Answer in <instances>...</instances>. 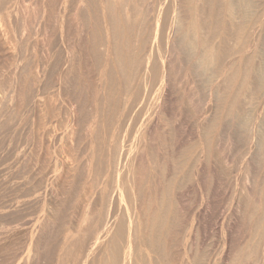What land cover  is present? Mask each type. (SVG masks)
Listing matches in <instances>:
<instances>
[{
	"label": "bare ground",
	"instance_id": "6f19581e",
	"mask_svg": "<svg viewBox=\"0 0 264 264\" xmlns=\"http://www.w3.org/2000/svg\"><path fill=\"white\" fill-rule=\"evenodd\" d=\"M47 1L49 0H46V2ZM156 1H154V3ZM41 2L42 0H40V3ZM50 2L52 5H55V8L56 5L58 8V11L57 9H54L56 10L55 12L53 11L55 13V21L58 23V43L54 42L56 39L54 40L52 38L53 33L51 34L50 40L47 37V34L51 33L47 32V27L50 26L48 25L49 20L47 24H45V18L48 19L49 13L48 16L45 15L46 11L43 7V9H40L42 12L38 10L40 13L37 15L38 27L36 28V36H38L37 39L39 38V40L38 44L36 43L38 48L35 46L37 48L35 52L39 51L37 53L40 57L36 55L34 59L32 58L33 60H30V56L29 61L28 59L22 58L24 56L21 55V62L19 61V63H17L18 65L14 64L16 67H14V73L12 72L14 76L13 78L11 77L10 82L8 81L9 97L13 99V96L17 92L16 90H18L17 95L20 97V110L23 121H21V127L23 131L22 134L24 133V135H20L23 136V142L19 156L21 158L20 165L22 166L21 173L26 174V183H22L24 184L23 189L21 186L18 190L11 189L10 191L12 192L10 195L0 198V217L10 225L7 227H17V225H14L15 222L19 225L20 221H23V217L26 218L28 215H31L30 217L34 216V214L32 215L34 211L30 212V210H26L29 208V201H32L33 205L34 202H38L41 198L44 202V206H46L44 208H46V210L47 208H51V212H55L53 206H57L55 202L60 190H63L69 182L72 183L73 179L76 178L74 176L78 174L79 179L77 184H79L80 188H78L79 186L75 181L77 178L74 180L73 184L75 183L78 190H80L79 192L84 195V204L82 203L83 208L81 207V213L79 212L80 217L76 215V217H79H77L78 235L74 236L76 232H72L75 238L72 236L71 238L65 228L67 233L62 235V241H60L54 250L49 248V242V245L45 244L46 246L48 245V248L53 252L52 256L49 255V260L48 257H46L50 251L48 250V254L45 256L48 259L46 264H210L213 262L210 259L211 257L207 256L206 259L202 260L205 254L200 252V246L197 241L195 243L191 242V238H189L190 242H183L181 233L186 227L184 228L185 225L181 223V208L184 203L182 202V197L184 196V187H186L188 183H190L189 189L193 193L199 184L198 182L202 181H199V169H202L200 168L202 167L200 164L204 163V161L199 163L201 153L198 152V149L204 143L206 149L202 154L206 153V155L201 156L208 157L206 162L209 164V159L211 157L209 151H211V144L213 142L212 137L215 135L214 132L219 123L221 124L220 121L228 120V122H232L234 120L237 130H243V132L239 134H244L246 138L247 135L245 136V132L247 130L245 129L244 131V128L248 124L247 121L249 116L251 115L250 119L252 116L259 119L261 116V111L259 110L258 112V109L255 110L257 114L255 111L253 113L254 115L256 114L255 116L251 114L252 112L249 115L248 112L251 111V109L247 112V106L242 107L241 103L244 101H241V103L237 102L243 109H239L236 104L238 114L235 116L233 114L235 113L233 112V107L235 108L234 103H236V100L240 99L241 96L243 99H247L246 102L249 106V104H252L251 100L255 98L253 96H256L253 95L254 92L255 94H257L256 92H260L264 95V59L261 57L262 60L259 61L258 66H251L252 60L259 54L258 50H260V48L258 44L259 40L255 38L256 35L253 34L254 32L250 31V25L248 26L247 23L249 22L248 17L251 16L250 14L253 12L255 15L254 10L257 6L256 0H159L157 6L154 4L156 8L152 6L154 9L150 14H148L149 9H144L145 7H143L145 2L147 3V0H50ZM47 6H49V3L46 5L45 9L49 8H47ZM40 7L42 8V6ZM50 7L52 6L50 5ZM38 11L36 14H38ZM72 11L73 13H71ZM53 19L54 18H52V20ZM36 21L37 20L34 21L35 24L37 23ZM69 21L75 23L74 28L71 29L69 27ZM52 22H54V20ZM73 23L71 25H73ZM249 24H252V21L249 22ZM46 25L48 26L46 27ZM51 25H53V23ZM253 27H255V25H253ZM260 31L264 32L261 28ZM66 36H68L71 41L68 42L70 45H67L68 43L65 42L67 41L65 39ZM53 37H55V34ZM64 43H66L68 49H66ZM249 44H251V47H249ZM59 46H62L60 51H58ZM175 46L178 49L179 56L181 57L182 55L183 61L186 60L185 62H187V64H183L187 65V73H190L191 79L188 78L191 82L193 84L197 82L198 84H196L203 86V88L204 86L207 87L206 100L205 104H203L204 107L202 112L200 115L198 114L199 121L197 123L195 122L197 127L195 129L191 128L184 143H181L182 145L180 144L181 146L175 149L176 152L172 150L173 153H170L172 157L174 154L176 159H174L176 163H174L173 169L170 170L171 172L167 173V170L166 173H160L159 171L163 169L161 165L159 167L161 170L157 169L158 167L156 165L159 158L157 159V157H155L157 160H153L154 169H156L159 174L164 173L161 175L162 177L160 179H155L154 171L149 168L147 161L149 158H147V155H144L143 152L149 148L152 135L160 128L159 126L163 115L169 112L167 111L165 102L167 97H169L168 92L170 91V85H172L171 82L173 81H171L172 61L174 59L172 50ZM174 51L175 50H173V52ZM25 52L26 49L23 53ZM260 53L264 52L261 51ZM24 55L26 56V54ZM32 67L35 75H33L31 70ZM8 69L10 70V68ZM52 73L53 75L55 73L57 74L56 78L54 77L55 80H51ZM186 87L190 88V86ZM154 88L156 90V96L154 98L149 97ZM187 91H189V89ZM202 91L200 90V92ZM141 92H144V94L148 92V95H145L150 99L152 98V103L155 108V117H149L147 121L148 124L146 123L147 125H144L145 128H142L144 129L143 132H141L142 129L141 131L139 130L141 134L136 132L139 134L137 135L139 142L137 145L136 141L134 145L138 147L134 146L136 147L134 148L128 142L129 140L127 141L126 139L129 144L124 148L122 146L127 137L123 131L125 121L122 123L120 120L122 117L124 118L123 111L125 107H128L127 102L131 100L129 98L134 97L132 99V106L136 100V104H138V100L141 98ZM89 94H92L93 100L91 101L93 109L87 111V105L91 103ZM194 97L195 96H193V98ZM201 97H203V95ZM254 102L255 101H253V103ZM145 104L144 106H146ZM256 104L258 106V103ZM244 105L246 104L244 103ZM262 105L264 104L258 107L255 105V107L262 108ZM167 106H169V103ZM168 108H170V106ZM253 108L254 107H252V109ZM149 110L148 108V111ZM198 111L199 110H197V112ZM128 114H130V112H128ZM10 116L13 115L10 114ZM140 116L142 115L138 117ZM138 117H136L137 120H139ZM133 120L135 121L136 119ZM250 121L253 120H249V122ZM142 122L144 121L142 120ZM120 123H122L121 127ZM257 124L254 125L257 126ZM224 128L226 127L224 126ZM256 128L257 127L254 129L256 130ZM228 130H231V128H228ZM237 130L235 131L237 132ZM249 130L250 129H248V131ZM263 130L264 116L260 117L257 131L254 134L252 131H249L253 136L251 135L252 137L247 139L255 138V142H253V145L246 139L249 144L244 155H249L252 152L251 149H253V146L255 150L259 148L261 150L264 149ZM84 131L87 132H85V135L83 134ZM7 140L9 141V138ZM17 140L15 142H17ZM241 140L237 143H241ZM151 141L153 142V140ZM246 145L247 144H245V146ZM162 150L166 155L165 149L162 148ZM9 153L10 152H8L7 156H9ZM164 156H162L159 162L164 159ZM5 157L4 155V158ZM165 161L167 160H164V162ZM164 162L162 163L165 166L166 163L164 164ZM208 164L206 163V166ZM11 166L12 165H10V167ZM6 172L8 171L6 170ZM106 172H111L109 181H105L103 178ZM206 172L207 171H205V173ZM8 175L9 173L7 177L10 178L11 176ZM12 177L10 179H12ZM156 177L159 178V176ZM31 183L32 185H30ZM2 184L3 182L1 186ZM8 184L10 185V183ZM18 184L22 185L20 182ZM74 189H72V191ZM75 192L76 191L71 192L73 196H76L74 194L78 193ZM34 193L37 195L41 194V197L35 198V200L34 198L29 200L31 198L28 197L32 196ZM253 197L255 198V196ZM51 198L55 199V202L51 201ZM77 201L79 200L77 199ZM255 201L256 203L258 202L256 205L254 202V211L256 212H253L257 213L255 218L258 214L263 217L264 185H262L258 198ZM64 202L65 201H63V203ZM66 203L67 202H65V204ZM65 204L64 206L66 207ZM34 205H36V203ZM40 205H38L39 208ZM69 205L71 206V203ZM72 205H74V202ZM59 206L61 207L62 205ZM30 207L33 208L32 206ZM55 208L58 209V206ZM41 210L43 211V209ZM46 210H44L42 214L46 213ZM50 210H48L47 213H49ZM73 211L70 212L73 213ZM38 212L40 213V211ZM35 214L38 213L36 212ZM49 214L47 216L45 215L43 220L41 216L43 217L44 215H40L41 221L37 218V215L36 218L32 217V219L36 220L32 221L31 219L30 222L28 221L30 223L28 225L25 223L28 226L24 229L25 234L23 233L24 231H21L24 236L18 231L12 232L9 228L11 232H7L8 230L5 229L6 227H4L6 230L5 233L3 232V228V231L0 230V253H9L7 255L9 264H43L41 263L43 257L41 253V243L49 232V228H52V225L55 223L54 220H52L54 215L50 218ZM58 214L59 213H57V215ZM67 215L69 216V214ZM192 216L199 221V213L194 212ZM29 219L28 217V220ZM195 219L193 220L195 221ZM259 219L262 220V218ZM25 220L27 221V219ZM12 223L14 224L12 225ZM61 223L62 222H60V224ZM64 223H66V221ZM63 226L65 227L66 225ZM62 228L63 227L60 229L63 230L64 228ZM71 228L70 226L69 229L71 230ZM57 229L59 232V227ZM195 229H198V226H196ZM187 231H185V233ZM255 231L256 234L264 232V220H262V222L260 221ZM251 234L252 233H250V235ZM250 235L249 237H251ZM56 237H59L58 233ZM52 239L50 237V240ZM91 239H94L92 246L90 245ZM261 239L260 237V240H257L254 235L251 239L249 238V240L243 243L242 247L237 250L238 252L236 251V254L233 252L235 255H231L232 258L229 260L231 263L229 262L228 264H264V238ZM56 243L57 242H55V244ZM230 249L228 253L224 254L228 255L230 251H233ZM222 252H224V250ZM209 253L211 254L210 251ZM2 255L3 254H1V256ZM46 258H44V260Z\"/></svg>",
	"mask_w": 264,
	"mask_h": 264
},
{
	"label": "rangeland",
	"instance_id": "374dc122",
	"mask_svg": "<svg viewBox=\"0 0 264 264\" xmlns=\"http://www.w3.org/2000/svg\"><path fill=\"white\" fill-rule=\"evenodd\" d=\"M11 1V2H10ZM10 1H8V0H0V69H2V70H0V73H2V74H0V198H2V197H5V196H7V195H10L11 194V192L12 191H10L11 189H13V190H18V189H20V186L22 187V189L24 188V184H22V183H26V180H25V178H26V174H22L21 173V171H22V166L20 165L21 163V158H20V148H21V145H22V142H23V136H20V135H24V133L22 134V127H21V123L23 122L22 121V114H21V110H20V97H19V95H17V93H18V90H16L17 92L15 93V95L13 96V99H11L9 96V82H10V79H11V77L13 78V76H14V67H15V65L14 64H16V65H18L17 63H19V61L21 62V60H22V58H24V59H28L29 60V58H30V56H31V58H30V60H33L34 59V57L37 55V57H40V55L37 53V52H39V51H37V52H35L36 50H37V48H38V46H37V44H38V40H39V38L37 39V37L38 36H36V33H37V24H38V17H37V15H39V13L40 12H42V10H40V9H43V7H44V10L46 11V13H45V15H47L48 16V13H49V16H48V19L47 18H45L46 20H45V24H47V21L49 20V22L51 23L53 20H54V22H52L53 23V25H51L49 22H48V25H50V26H48V25H46V27H47V32L49 33V32H51V33H49V34H47V37H48V39L50 40L51 39V34L53 33V36H54V34H55V37H53L52 36V38L55 40H53L54 42H56V43H58V35H59V33L57 32L58 31V23L55 21L56 19H55V11L56 10H54V9H57V11H58V8H57V5H56V8H55V5L53 4L52 5V3L50 2V0L49 1H47L46 2V0H42V4H43V2H44V4H45V6H44V4L42 5L41 3H40V0H10ZM52 1V0H51ZM154 1H156V0H147V3L145 2V4H144V6L143 7H145L144 9H149L148 10V14H150V12H152V10L154 9V8H156L155 7V5L157 6L158 5V1H156L155 3H154ZM3 2H5V3H3ZM7 2H9V3H7ZM261 2V3H260ZM48 3H49V6H47V8L48 9H45L46 8V5H48ZM157 3V4H156ZM256 8H255V10H254V12H255V15H254V13L252 12L249 16L250 17H248V19H249V22H251L252 21V24H249V22H247L248 23V26H249V29H250V31H252V32H254L253 34H255L256 36H255V38H257L259 41H258V44H259V48H260V50H258L259 51V54H257V56H255V58H254V60H252L253 62L251 63V66L253 65L254 67H256V66H258V64H259V61H261L262 60V58L264 59V55H261V54H264V53H260L261 51L262 52H264L263 51V49H264V32H262V31H260V28L262 29V30H264V1L263 0H256ZM1 4H2V6H1ZM4 4V5H3ZM28 4V5H27ZM147 4V5H146ZM149 4V5H148ZM155 4V5H154ZM6 5V6H5ZM34 5V6H33ZM50 5L52 6V7H50ZM10 6V7H9ZM40 6H42V8L40 7ZM147 6V7H146ZM152 6H154V8L152 7ZM259 6V7H258ZM16 7V8H15ZM24 7V8H23ZM40 7V8H39ZM9 8V9H8ZM15 8V9H14ZM20 8V9H19ZM36 8V9H35ZM52 8V9H51ZM6 9H8V10H6ZM40 12H39V11ZM50 10V11H49ZM52 10V11H51ZM12 11V12H11ZM26 11V12H25ZM37 11H38V14H36L37 13ZM54 11V12H53ZM7 12V13H6ZM10 12V13H9ZM258 12H259V14H258ZM262 12V13H261ZM53 13V14H52ZM71 13H73V11L71 12ZM7 14V15H6ZM15 14V15H14ZM52 16H51V15ZM258 16H257V15ZM19 15V16H18ZM11 16H12V18H11ZM51 17V18H50ZM253 17V18H252ZM259 19H258V18ZM9 18H11V19H9ZM50 18V19H49ZM52 18H54L53 20H52ZM76 18V17H75ZM72 19V18H71ZM255 19V20H254ZM258 19V20H257ZM15 20V21H14ZM20 20V21H19ZM33 20V21H32ZM35 20H37L36 22V24L34 23V21ZM52 20V21H51ZM74 20V19H73ZM257 20V21H256ZM263 20V21H262ZM7 21V22H6ZM19 21V22H18ZM254 21V22H253ZM262 21V22H261ZM33 22V23H32ZM56 22V23H55ZM70 22V28L72 29V28H74L75 27V23H73L72 21H69ZM69 22H68V25H69ZM54 23H55V27H54ZM73 23V25H71ZM254 23V24H253ZM7 24V25H6ZM12 24V25H11ZM24 24V25H23ZM33 24V25H32ZM21 25V26H20ZM22 25H23V27H22ZM252 25V26H251ZM253 25H255V27H253ZM262 25V26H261ZM20 26V27H19ZM250 27H253V28H250ZM256 27H258V28H256ZM260 27V28H259ZM19 28V29H18ZM23 30H22V29ZM36 29V30H35ZM256 30V32H255V30ZM259 29V30H258ZM33 30H34V32H33ZM51 30V31H50ZM25 31V32H24ZM36 31V32H35ZM73 31V30H72ZM261 33H260V32ZM27 33V34H26ZM33 33V34H32ZM259 33V34H258ZM8 34V35H7ZM33 36V37H32ZM258 36H259V38H258ZM14 37V38H13ZM36 37V38H35ZM46 37V38H47ZM57 37V38H56ZM8 38V39H7ZM10 38V39H9ZM47 39V40H48ZM65 39L67 40V41H65L66 43H68V42H71L70 40H69V38H68V36H66L65 37ZM12 40V41H11ZM15 40V41H14ZM25 40V41H24ZM16 42V43H15ZM18 42V43H17ZM24 42V43H23ZM37 43V44H36ZM66 43H64V46L66 47V49H68V47H67V45H70L69 43L66 45ZM11 45V46H10ZM24 45V46H23ZM28 45V46H27ZM10 46V47H9ZM37 48H36V47ZM261 46V47H260ZM2 47V48H1ZM14 47V48H13ZM61 47V48H60ZM64 47V48H65ZM249 47H251V44H249ZM258 48V49H259ZM263 48V49H262ZM5 49V50H4ZM22 49H24V50H22ZM25 49H26V52L25 53H23L24 51H25ZM60 49H62V46H59V49H58V51H60ZM19 50V51H18ZM22 50V51H21ZM34 50V51H33ZM173 50H175L174 52H173ZM172 50V53H173V61H172V65H173V68H172V74H171V84L172 85H170V91L168 92V96L169 97H167V100H166V102H165V105H166V107H167V111H169L168 112V114L167 113H165V115H163V117H162V119H161V123H160V128L152 135V137H151V140H153V142L150 140V143H149V148L145 151V152H143L144 153V155H147V158H149V160H150V162L153 164H151L150 162H149V160L147 159V161H148V164H149V168H151L153 171H154V177H155V179H160L162 176L161 175H163L164 173H166V171L168 170V172L167 173H169V172H171L170 170L171 169H173V165H174V163H176V161H174V159H175V156H174V154H173V157H172V153L173 152H176V150L175 149H178V147L179 146H181L182 144L181 143H184V141L186 140V138H187V136H188V134H189V132L191 131V128H193V129H195L196 127H197V122L199 121V117H198V114L200 115V113L202 112V109H203V107H204V105L203 104H205V100H206V90H207V87H205L204 86V88H203V86H200V85H197L196 83H192L191 82V78H190V73H187L188 71H187V65H185V64H187V62H185L186 60H184L183 61V59H182V55H181V57L179 56V54H178V49L176 48V46H175V48ZM31 51V52H30ZM177 51V52H176ZM11 52V53H10ZM14 52H16V53H14ZM21 52V53H20ZM35 53V54H34ZM177 53V54H176ZM11 54H12V56H11ZM24 54H26V56L24 55ZM21 55H23L24 57H22ZM28 55V56H27ZM34 55V56H33ZM260 56V58H259V56ZM14 56V57H13ZM18 56V57H17ZM13 57V58H12ZM20 57H22V58H20ZM25 57H28V58H25ZM262 57V58H261ZM8 60H7V59ZM18 60H17V59ZM33 58V59H32ZM11 59V60H10ZM29 60V61H30ZM7 61V62H6ZM15 61H17V62H15ZM3 63V64H2ZM8 63V64H7ZM32 63V62H31ZM183 63H185V64H183ZM256 63V64H255ZM183 64V65H182ZM8 66V67H6V66ZM9 65H10V67H9ZM4 67V68H3ZM8 68H10V70L8 69ZM16 68V67H15ZM13 70V71H12ZM32 72H33V75H35V73H34V69H33V67H32ZM10 71H11V73H10ZM186 72V73H183V72ZM13 72V73H12ZM256 72V71H255ZM9 73V74H8ZM5 74V75H4ZM184 74H186V75H184ZM10 75V76H9ZM175 75V76H174ZM183 75V76H182ZM189 75V76H188ZM56 76H57V74L55 73L54 75H53V73L51 74V80H55V78H56ZM55 77V78H54ZM184 77V78H183ZM190 79H189V78ZM182 78V79H181ZM187 78V79H186ZM186 80V81H185ZM9 81V82H8ZM188 81V82H187ZM190 82V83H189ZM192 83V84H191ZM180 84V85H179ZM182 84V85H181ZM188 84V85H187ZM184 85V86H183ZM194 85V86H193ZM186 86H190V88L189 87H186ZM182 87H186V88H182ZM197 87H198V89H197ZM199 87H200V89H199ZM173 88V89H172ZM201 88H203V89H201ZM6 89V90H5ZM186 89V90H185ZM189 89V91H187ZM184 90V91H183ZM194 90V91H193ZM200 90L202 91V92H200ZM232 90H233V88H232ZM192 93H191V92ZM8 92V93H7ZM155 92V93H154ZM188 92V93H187ZM257 94H255V92L253 93V95H256V96H253V97H255L256 98V100H255V98H253L254 100H251V103L252 104H249V106L247 105V102H246V98H242V96L240 97V99H237L236 100V103H234V106H235V108L233 107V109L235 110H233V112H235V113H233L234 114V116L235 115H237L238 113V111H237V107L239 108V109H243L242 107H246L247 108V112L251 109V111H249L248 113H249V115H250V113L252 114V115H254L253 113H254V111L255 110H257L258 112H259V110L261 111V116L260 117H263L264 115V105H262L261 107L262 108H256V107H258V106H260L261 104H264L263 103V99H264V95H262L260 92L258 93V92H256ZM146 95H148V92H146L145 93ZM144 94V92H141L140 93V96H141V98H139V100H138V104H136L137 103V100L136 101H134L133 103L134 104H136V105H134L133 104V106L131 105L132 104V99L134 98V97H131V98H129V99H131L130 101H129V99H128V101L129 102H127V106L130 108V110H129V108L128 107H125V109H124V113H123V116H124V118L122 117L121 118V120H120V122L122 121V123H124V121H125V125H124V128H123V131H124V134H125V136H127L126 138H125V142H124V144H123V146L122 147H124V148H126V145L128 146V144L130 143L133 147L134 146H136V145H134L135 144V142L137 141V145H138V142H139V139L137 138L138 136L137 135H139V134H141V132H143V130L144 129H142V128H145L144 127V125L146 126L147 124H148V119H149V117L150 118H153V117H155V108H154V106H153V103H152V98L150 99L149 97H155L156 96V90H155V88L153 89V91L151 92V94H152V96H151V94L149 95V97L148 96H146ZM170 94V95H169ZM185 94V95H184ZM189 94H191V95H189ZM192 94H194V95H192ZM205 94V95H204ZM17 95V96H16ZM142 95H144V96H142ZM198 95V96H197ZM199 95H203V97H201V96H199ZM89 100H90V102L91 103H89V105H91V106H89V105H87V111H90V110H92L93 109V106H92V101L91 100H93L92 99V94H89ZM145 96H146V99H145ZM179 96V97H178ZM193 96H195L194 98H193ZM261 96V97H260ZM190 97V98H189ZM202 98V99H200V98ZM258 97H259V99H258ZM184 98V99H183ZM9 99V100H8ZM199 99V100H198ZM261 99V100H260ZM181 100V101H180ZM263 100V101H262ZM241 101H244V102H242L241 103ZM253 101H255L254 103H253ZM257 101H261V102H257ZM237 102H240L241 104H242V107H240L239 106V104L237 103ZM146 103V104H145ZM168 103H169V106H170V108H168L169 106H167L168 105ZM180 103V104H179ZM244 103L246 104V105H244ZM256 103H258V106H257V104ZM19 104V105H18ZM144 104L146 105V106H144ZM182 104V105H181ZM238 106H237V105ZM240 104V105H241ZM203 105V106H202ZM255 105H256V107H255ZM141 106H144L145 107V109H144V107H141ZM153 106V107H152ZM176 106V107H175ZM189 106V107H188ZM237 106V107H236ZM250 106H252V107H254L253 109H252V107H250ZM8 107V108H7ZM92 107V108H91ZM141 107V108H140ZM151 107V108H150ZM173 107V108H172ZM185 107V108H184ZM189 109H187V108ZM248 107H249V109H248ZM7 108V109H6ZM12 108V109H11ZM148 108L150 109L149 111H148ZM177 108V109H176ZM137 109V110H136ZM143 109V110H142ZM201 109V110H200ZM238 109V110H239ZM129 110V111H128ZM146 110H147V112H146ZM152 110H154V111H152ZM174 110V111H173ZM183 110V111H182ZM197 110H199L198 112H197ZM126 111V112H125ZM138 111V112H137ZM144 111V112H143ZM257 111H255V113L257 114ZM8 112V113H7ZM10 112V113H9ZM128 112H130V114H128ZM154 112V113H153ZM192 112V113H191ZM262 112H263V114H262ZM133 113H135V114H139V115H142V116H140V117H138L139 115H135V114H133ZM143 113H144V116H145V118H144V116H143ZM195 113V114H194ZM197 113V114H196ZM8 114H9V116H8ZM10 114H12L13 116H10ZM174 114V115H173ZM185 114H186V116H185ZM255 114V115H256ZM167 115V116H166ZM254 115V116H255ZM263 115V116H262ZM20 116V117H19ZM126 116V117H125ZM251 116V115H250ZM250 116H249V119H248V124L245 126V128H244V131H245V129L247 130L246 132H245V136H246V138L244 137V134H239V133H242L243 132V130H237V127H236V125H235V121L233 120L232 122H228V120H224V121H220L221 122V124L219 123V125L217 126V128H216V130H215V132H214V138L212 137V140H213V142H212V144H211V151H209L211 154H210V159H209V161H210V163L208 164V162H206L207 160H208V157H203L204 155H206V153H204V154H202L203 152H205V145H204V143L201 145V149H200V151H199V149H198V152H200L199 154H200V157H199V163H201V162H203L204 161V163H201L200 164V166H202V167H200V168H202V169H199V171H200V173H199V177L201 178H199V181L200 180H202L201 182H198L199 184L197 185V188L195 189V191L192 193L191 191H190V189H189V186H190V183H188V187L186 188V187H184L185 188V190H184V196L182 197V202H184L183 203V207L181 208V210H182V212H181V220H182V222L181 223H183V225H185L184 226V228L186 229H183V231H182V233H181V237H182V239H183V242H190V240H191V242H196L197 241V243L199 244V248H200V252L202 253V254H205V255H203V259L202 260H204V259H206L207 258V256H209V257H211L210 259H211V261H213V262H211L210 264H213L214 262V264H228L230 261L229 260H231V255L232 256H234L235 254H236V251L237 250H239L241 247H242V245H243V243H246L247 242V240H249V238L251 239V237L254 235V236H256V239L258 240H260V237L263 239L264 238V232L263 233H257L256 234V229H257V226H259V224H260V221L262 222V220H264V216L263 217H261V215H257V217L255 218V215L257 214V213H254V212H256V211H254V206L258 203H256V201L255 200H257V198H258V194H259V191H260V189L262 188V185H264V166H262V165H264V156H262V155H264V149H256L255 150V148H254V143L253 142H255V138L254 139H247V138H250V137H252L253 136V134L257 131V129H258V125H259V123H260V117H259V119L258 118H255V117H251V119H250ZM11 119H10V118ZM136 117H138V119L139 120H137V118ZM196 117V118H195ZM8 120H7V119ZM140 118H141V120H140ZM185 118H187V119H185ZM191 118V119H190ZM195 118V119H194ZM252 118H254V119H252ZM133 119H136L135 121L133 120ZM145 119V120H144ZM175 119V120H174ZM189 119V120H188ZM193 119V120H192ZM196 119H197V121H196ZM256 119H258V120H256ZM12 122H11V121ZM16 120V121H15ZM142 120L144 121V122H142ZM181 120H182V122H181ZM188 120V121H187ZM236 120V119H235ZM249 120H253V121H255V122H253V121H250L249 122ZM8 121H10V122H8ZM22 121V122H21ZM137 121V122H136ZM138 121H139V123H138ZM177 121V122H176ZM194 121V122H193ZM6 122H7V125H9V126H7L6 125ZM140 122H141V124H140ZM191 122V123H190ZM196 122V123H195ZM234 122V123H233ZM253 122V123H252ZM9 123V124H8ZM122 123H120V127H121V124ZM144 123V124H143ZM147 123V124H146ZM189 123V124H188ZM234 124V126H233V124ZM258 123V124H257ZM4 124H5V126H4ZM142 124H143V126H142ZM185 124V125H184ZM195 124V125H194ZM225 124V125H224ZM250 124V125H249ZM254 124H257V126L256 125H254ZM165 125V126H164ZM175 125V126H174ZM194 125V126H193ZM222 125V126H221ZM232 125V126H231ZM254 125V126H253ZM129 126V127H128ZM178 126V127H177ZM190 126H193V127H190ZM224 126L226 127V128H224ZM248 126H249V128H248ZM257 127L256 128V130L254 129V128H252V127ZM14 127V128H13ZM131 127V128H130ZM137 127V128H136ZM165 127V128H164ZM247 127V128H246ZM12 128V129H11ZM133 128V129H132ZM140 128V129H139ZM163 128V129H162ZM228 128L230 129L231 128V130H228ZM232 128H235V129H232ZM252 128V129H251ZM14 129V130H13ZM141 129H142V131H141ZM177 129V130H176ZM181 129V130H180ZM248 129H250L249 131H252V133L253 134H250L249 133V131H248ZM253 129H254V131H253ZM11 130V131H10ZM141 132H140V131ZM168 130V131H167ZM235 130H237V132L235 131ZM139 131V132H138ZM167 131V132H166ZM227 131V132H226ZM235 131V132H234ZM10 134H8V133ZM21 132V133H20ZM85 132L86 131H84V135H85ZM133 132V133H132ZM139 133V134H137V133ZM164 132V133H163ZM234 132V133H233ZM262 132H264V130L262 131ZM87 133V132H86ZM132 135H131V134ZM171 135H170V134ZM217 133V134H216ZM83 134H82V136H83ZM124 134H123V136H124ZM128 134V135H127ZM160 134V135H159ZM162 134H163V136H162ZM237 134V135H236ZM239 134V135H238ZM2 135V136H1ZM136 135V136H135ZM240 135H241V137H240ZM252 135V136H251ZM9 136V137H8ZM128 136H130V137H128ZM160 136V137H159ZM216 136V137H215ZM243 136V137H242ZM18 137H21V138H18ZM166 137V138H165ZM237 137V138H236ZM9 138V141L7 140ZM12 138V139H11ZM183 140H182V139ZM2 139V140H1ZM19 141H18V140ZM126 139H127V141L129 142V143H127V141H126ZM137 139V140H136ZM169 139H171V140H169ZM224 139V140H223ZM242 139V140H241ZM249 140L250 141V143H252V144H250V145H252L253 146V149H251L252 150V152L248 155H244L245 153H246V149L248 148V144H249V142L247 141V140ZM17 140V142H15ZM165 140V141H164ZM173 140V141H172ZM221 140V141H220ZM234 140H236V141H234ZM239 140H241V143H237V142H239ZM244 140V141H243ZM254 140V141H253ZM11 141H12V143H11ZM130 141H132V142H130ZM244 142V144H243V142ZM246 141V142H245ZM166 142V143H165ZM174 142V143H173ZM125 143H127V144H125ZM133 143V144H132ZM160 143H163V144H160ZM238 145H237V144ZM181 144V145H180ZM245 144H247L246 146H245ZM4 145V146H3ZM7 145V146H6ZM162 145H164V146H162ZM16 147V148H13V147ZM20 146V147H19ZM160 146V147H159ZM174 146V147H173ZM204 146V147H203ZM222 146V147H221ZM243 146H245V147H243ZM136 147H138V146H136ZM136 147H134V148H136ZM139 147H141V146H139ZM157 147V148H156ZM170 147V148H169ZM172 147V148H171ZM177 147V148H176ZM7 148H9V149H7ZM18 148H19V150H18ZM161 148V149H160ZM162 148H164L165 149V152H166V155H165V153H163L164 151L162 150ZM221 148V149H220ZM6 149V150H5ZM237 149H238V151H240V152H238L237 151ZM170 150V151H169ZM172 150H173V152H172ZM203 150V151H202ZM150 151H152V152H150ZM202 151V152H201ZM257 151V152H256ZM263 151V152H262ZM6 152V153H5ZM8 152H10L9 153V156H7L8 155ZM158 152H159V154H158ZM206 152H207V150H206ZM219 152V153H218ZM4 153V154H3ZM140 153H142V152H140ZM148 153H149V155H148ZM157 153V154H156ZM166 156V158H165V156L163 155V154ZM169 153V154H168ZM171 153V154H170ZM262 153V154H261ZM151 154V155H150ZM161 154H162V156H164L163 158V160L161 161V162H159L161 159H162V156H161ZM4 155L6 156L5 158H4ZM11 155V156H10ZM153 155V156H152ZM201 155H203V156H201ZM213 156V157H212ZM223 156V157H222ZM249 156V157H248ZM8 157H11V158H8ZM155 157H157V159L155 158ZM167 157H169V158H167ZM215 157V158H214ZM14 158V159H13ZM213 158V159H212ZM2 159V160H1ZM8 159H10V160H8ZM18 159V160H17ZM152 159V160H151ZM7 160V161H6ZM20 160V161H19ZM153 160H157V169H159V170H161V168H159L160 167V165H161V167H162V169L163 170H161V171H159L160 173H162V172H164L163 174H159V172H157L156 171V169H154V161ZM164 160H167V161H165L164 162ZM176 160V159H175ZM244 160V161H243ZM4 163H3V162ZM18 161H19V163H18ZM243 161V162H242ZM247 161V162H246ZM11 162V163H10ZM14 162H16V163H14ZM162 162H164V164L166 163L167 164V166H166V164H165V166L163 165V163ZM208 164L207 166H206V163ZM223 162V163H222ZM240 162V163H239ZM3 165H2V164ZM158 163H159V165H158ZM245 163V164H244ZM254 163V164H253ZM263 163V164H262ZM14 164H16L17 166H18V164H19V166H18V168H17V166L16 165H14ZM238 164H239V166H238ZM10 165H12L11 167H10ZM152 165V166H151ZM165 167H163V166ZM5 166V167H4ZM16 166V167H15ZM211 166V167H210ZM236 166V167H235ZM2 167H3V169H2ZM14 167V168H13ZM207 167H209L208 169L205 168ZM262 168V169H261ZM13 170V171H11V170ZM166 169V170H165ZM224 169V170H223ZM6 170L8 171V172H6ZM202 170V171H201ZM204 170V171H203ZM261 170V171H260ZM24 171V170H23ZM205 171H207L206 173H205ZM215 171V172H214ZM244 171H246V172H244ZM14 172V173H13ZM263 172V173H262ZM4 173V174H3ZM9 173V175L8 176H11L12 177V175H13V177H12V179H10L9 177H7V174ZM111 173V172H106L105 174H104V176H103V178H104V180L105 181H109V179H110V177H111V174L109 175V174ZM156 173V174H155ZM186 173V172H185ZM223 173V174H222ZM11 174V175H10ZM108 174V175H107ZM23 175V176H22ZM24 175H25V177H24ZM105 175H106V177H105ZM243 175V176H242ZM245 175V176H244ZM248 175V176H247ZM260 177H259V176ZM3 176V177H2ZM109 176V177H108ZM156 176H159V178H157ZM201 176H203V177H201ZM7 177V178H6ZM15 177V178H14ZM24 177V178H23ZM74 177H76V178H72L73 179V181L72 180H70V181H72V183L71 182H69V184H67L66 186H65V188L63 189V190H60V193L58 194V196H57V200H56V202H55V199H53V198H51V201H54L55 202V204L58 206V209L57 208H55V207H57V206H53V208H54V210H55V212L53 211V212H51L52 211V209L51 208H47V210H46V208H44V207H46V206H44V202H43V200H42V198L40 199V200H42V201H40V200H38V202H34L33 203V205H32V201H29L30 202V205H28L29 206V208H27L26 210H30V212H32V211H34V213L32 212V215L34 214V216H32V217H37V215H38V217L37 218H39V220L41 221V218H42V220H43V218L45 217V215L47 216L49 213H51V214H49V217L50 218H52L53 217V215H54V217L52 218V220H54V224L52 225V228H49L50 230H49V232L46 234V237L43 239V241H45V242H47V243H45V242H43L42 241V243H41V253L43 254V257L44 258H46V257H48V259L50 258V256L49 255H51L52 256V254H53V252L51 251L52 249L54 250L57 246H58V244L60 243V241H62V239H63V234L64 233H67V231H68V233L70 234V237L72 236L73 238H75L74 236H77L78 235V218L80 217L79 215H80V213H81V210H82V208H83V200H84V195L83 194H81V192H79L80 190H78V188H80V186H79V184H77L78 183V174H76ZM252 177V178H251ZM9 178V179H8ZM203 178V179H202ZM247 178V179H246ZM76 179V180H75ZM243 179V180H242ZM74 180L76 181V184L79 186L78 188H77V185L74 183L73 184V182H74ZM250 180V181H249ZM8 181V182H7ZM10 181V182H9ZM18 181V182H17ZM247 181V182H246ZM252 181V182H251ZM3 182V184H4V182H5V184L3 185L2 184V186H1V183ZM20 182V184H22V185H19L18 183ZM8 183H10V185L8 184ZM206 183V184H205ZM250 183V184H249ZM252 183V184H251ZM8 184V185H7ZM71 184V185H70ZM30 185H32V183L30 184ZM73 185V186H72ZM247 185V186H246ZM4 186H5V188H4ZM211 186V187H210ZM252 186V187H251ZM2 187V188H1ZM11 187H13V188H11ZM72 187H74V188H72ZM254 187V188H253ZM8 188H10V189H8ZM74 189L73 191H76V192H78L77 194H74V195H76V196H73L72 194L73 193H71V192H73L72 191V189ZM206 188V189H205ZM78 191H77V190ZM252 189V190H251ZM254 189V190H253ZM33 190V189H32ZM208 190V191H207ZM210 190V191H209ZM240 190V191H239ZM258 190V191H257ZM188 191V192H187ZM197 191V192H196ZM207 193H206V192ZM237 191V192H236ZM61 192H62V194H61ZM68 192V193H67ZM71 194H70V193ZM75 192V193H76ZM186 192V193H185ZM209 192V193H208ZM248 192V193H247ZM250 192V193H249ZM66 193V194H65ZM190 193V194H189ZM195 193H197V194H195ZM253 193H255V194H253ZM70 194V195H69ZM80 196H79V195ZM208 194V195H207ZM4 195V196H3ZM67 197H66V196ZM73 197H72V196ZM80 197H78V196ZM82 195V196H81ZM239 195V196H238ZM37 196V197H36ZM61 196V197H60ZM253 196H255V198L253 197ZM39 197H41V194L40 195H37L36 193H34L32 196H30V197H28V198H31V199H29V200H32L33 198H34V200H35V198H39ZM70 197H72V198H70ZM185 197V198H184ZM190 197V198H189ZM61 198V199H60ZM67 199V201H66V199ZM82 198V199H81ZM192 198V199H191ZM4 199H6V198H4ZM75 201H77V199L81 202H79V201H77V202H75ZM238 199V200H237ZM1 200H3V199H1ZM65 201V202H67L66 204H65V202L63 203V201ZM73 200V201H72ZM62 201V202H61ZM69 201H71V202H69ZM43 202V203H42ZM73 202H74V205H75V208H74V205H72L73 204ZM79 202V203H78ZM254 202H255V205H254ZM36 203V205H34ZM38 203H42L41 205L40 204H38ZM71 203V206L69 205ZM83 203V204H82ZM208 203V204H207ZM245 203V204H244ZM253 203V204H252ZM64 204L66 205V207L64 206ZM68 204V205H67ZM77 204V205H76ZM191 204V205H190ZM38 205H40V208H39V206ZM52 205H53V203H52ZM59 205H62L61 207L59 206ZM250 205V206H249ZM30 206H32L33 208H31ZM50 206H51V204H50ZM70 206V207H69ZM42 207V208H41ZM82 207V208H81ZM248 207V208H247ZM71 208H72V210H71ZM81 208V209H80ZM41 209H43V211L41 210ZM51 209V210H50ZM59 209H62V210H59ZM192 209V210H191ZM246 209V210H245ZM35 210H36V212L38 213V214H35L36 212H35ZM44 210H46L45 212L46 213H44V214H42L43 212H44ZM48 210H50L49 211V213H47L48 212ZM58 210V211H57ZM76 212H74V211ZM38 211H40V213L38 212ZM57 211V212H56ZM62 211V212H61ZM73 211V213H71V212ZM235 211V212H234ZM245 211V212H244ZM252 211V212H251ZM254 211V212H253ZM80 212V213H79ZM194 212H197V213H199V216H198V219H199V221L198 220H196L195 218H194V216H192L193 215V213ZM205 212V213H204ZM57 213H59L58 215H57ZM66 214V215H64V214ZM78 213V214H77ZM245 213V214H244ZM254 213V214H253ZM44 215L43 217L41 216V218L39 217L40 215ZM60 214H63V215H60ZM67 214H69V216L67 215ZM75 214V215H74ZM243 214V215H242ZM252 214V215H251ZM57 215V216H56ZM76 215H78L77 217H76ZM188 215V216H187ZM251 215V216H250ZM31 216V215H30ZM29 215L25 218V217H23L22 219H23V221L21 220L20 221V224L23 226H21L20 224L18 225L16 222H15V224L14 223H12V225L14 224V225H17V227L16 226H13L12 228L11 227H7V226H10V225H8L5 221H4V219H2V217H0V221H1V223L0 224H2V225H0V230H2V228H3V232L5 233V229H7L8 231L7 232H14V231H18L19 233H21L22 234V232L25 234V230L24 229H26L28 226V224H30L29 222L31 221V219H32V217H30ZM65 216V217H64ZM203 216V217H202ZM250 216V217H249ZM28 217L30 218L29 220H28ZM58 217V218H57ZM60 217V218H59ZM66 217H69L70 218V220H69V218H66ZM230 217V218H229ZM249 219H248V218ZM254 217V218H253ZM262 218V220L261 219H259V218ZM27 219V221L25 220V219ZM56 218V219H55ZM65 218V219H64ZM76 218V219H75ZM60 219V220H59ZM68 219V220H67ZM193 219H195V221L193 220ZM200 219H201V221H200ZM246 219H248V220H246ZM259 219V220H258ZM34 220H36V219H32V221H34ZM256 220V221H255ZM258 220V221H257ZM2 221H3V223H2ZM6 221H8V220H6ZM29 221V222H28ZM66 221V223H64V222ZM70 221V222H69ZM76 221H77V223H76ZM190 221V222H189ZM251 221V222H250ZM60 222H62L61 224H60ZM73 222V223H72ZM193 222H195V223H193ZM197 222V223H196ZM200 222V223H199ZM254 222V223H253ZM256 222V223H255ZM259 222V223H258ZM27 225H26V224ZM71 223V224H70ZM192 223V224H191ZM6 226H5V225ZM70 224V226L72 227L71 228V230L69 229L70 228V226L68 227V225ZM189 224V225H188ZM197 224V225H196ZM200 224V225H199ZM250 224V225H249ZM252 224V225H251ZM258 224V225H257ZM59 225V226H58ZM63 225H66L65 227L63 226ZM187 225V226H186ZM193 225V226H192ZM195 225V226H194ZM203 225V226H202ZM247 225V226H246ZM257 225V226H256ZM19 226H20V228H19ZM63 227L62 229L63 230H61L60 228L61 227ZM74 226V227H73ZM192 226V227H191ZM196 226H198V229H195V227ZM252 226V227H251ZM256 226V227H255ZM4 227H6L5 229H4ZM51 227V226H50ZM54 227H55V229H54ZM59 227V232L57 231L58 228ZM75 227H77V228H75ZM187 227H191V228H187ZM11 230H9V229ZM67 229V231H66V229ZM17 229V230H16ZM19 229H21V230H19ZM23 229V230H22ZM52 229V230H51ZM255 229V230H254ZM73 230V231H72ZM188 230V231H187ZM197 230V231H196ZM252 230H254V231H252ZM22 231V232H21ZM54 231H56V232H54ZM64 231V232H63ZM69 231H71V232H69ZM185 231H187L186 233H185ZM192 231V232H191ZM227 231V232H226ZM72 232H76L75 234L74 233H72ZM190 232V233H189ZM196 232H198V233H196ZM57 233L59 234V237H56L57 236ZM247 233V234H246ZM250 233H252L251 235H250ZM24 234H22L23 236H24ZM51 234V235H50ZM53 234H56V235H53ZM61 234V235H60ZM72 234V235H71ZM73 234H74V236H73ZM182 234H184V235H182ZM189 234V235H188ZM194 234V235H193ZM240 234V235H239ZM263 234V235H262ZM195 235H196V237H195ZM236 235V236H235ZM245 235V236H244ZM247 235V236H246ZM249 235L251 236V237H249ZM48 236H49V238H48ZM258 236V237H257ZM50 237H51V239L52 240H50ZM55 237V238H54ZM61 237H62V239H61ZM71 237V238H72ZM184 237V238H183ZM185 237H187V238H185ZM195 237V238H194ZM200 237V238H199ZM248 237V238H247ZM189 238H191L190 240H189ZM197 238V239H196ZM199 239V240H198ZM222 239V240H221ZM231 239V240H230ZM261 239V240H262ZM56 240V241H55ZM187 240V241H186ZM224 240V241H223ZM227 240V241H226ZM229 240V241H228ZM244 240H246V241H244ZM21 241H22V239H21ZM57 242L56 244H55V242ZM201 241V242H200ZM226 241V242H225ZM243 241V242H242ZM48 242H49V244H50V246H49V248L51 249H49L48 248ZM93 242H94V239H91L90 240V245L92 246V244H93ZM45 244H48L47 246L45 245ZM230 244V245H229ZM229 246V249L230 250H233L232 252L230 251V253L227 255V254H224V253H228V251H229V249H228V246ZM206 246V247H205ZM211 246V247H210ZM222 246H223V248H222ZM226 246H227V248H226ZM231 246V247H230ZM237 247V248H236ZM222 248V249H221ZM226 249V251H225V249ZM43 249H44V251H43ZM236 249V250H235ZM48 250H50L49 252H48ZM224 250V252H222ZM46 251V252H45ZM209 251L211 252V254L209 253ZM45 252V253H44ZM49 254H48V253ZM220 252H222V253H220ZM233 252H235V254L233 253ZM238 252V251H237ZM7 253V254H6ZM6 253H0V256H1V254H3L0 258V264H9L8 263V261H9V259H8V252H6ZM218 253V254H217ZM220 253V254H219ZM45 254V255H44ZM48 254V256H46ZM214 254V255H213ZM216 254V255H215ZM224 254V255H223ZM227 255V256H226ZM46 256V257H45ZM217 256V257H216ZM224 258H223V257ZM42 257V260H41V263H47V261H48V259L46 260H44V258ZM208 257V258H209ZM219 257V258H218ZM221 257V258H220ZM229 257V258H228ZM2 258H3V260H2ZM227 258V259H226ZM5 259V260H4ZM226 259V260H225ZM8 260V261H7ZM50 260V259H49ZM222 261V262H221ZM231 263V262H230Z\"/></svg>",
	"mask_w": 264,
	"mask_h": 264
}]
</instances>
